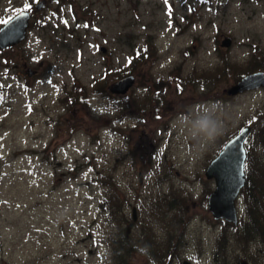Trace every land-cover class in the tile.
Returning <instances> with one entry per match:
<instances>
[{
	"label": "rangeland",
	"instance_id": "1",
	"mask_svg": "<svg viewBox=\"0 0 264 264\" xmlns=\"http://www.w3.org/2000/svg\"><path fill=\"white\" fill-rule=\"evenodd\" d=\"M37 1L0 0V21L26 3L32 13L26 37L0 49V264H104L119 228L101 204L110 194L127 217L134 206L129 235L157 242L165 223L149 206L170 191L185 203L181 245L162 261L137 247L131 264H217L223 222L207 209L204 168L241 126L264 123V87L226 94L236 74L195 75L264 50V0H44L36 11ZM127 73V92H109ZM211 104L224 129L214 141L173 126ZM256 152L264 158L263 143ZM234 203L239 218L240 191ZM245 248L231 239L222 261L264 264L262 245Z\"/></svg>",
	"mask_w": 264,
	"mask_h": 264
},
{
	"label": "trees",
	"instance_id": "2",
	"mask_svg": "<svg viewBox=\"0 0 264 264\" xmlns=\"http://www.w3.org/2000/svg\"><path fill=\"white\" fill-rule=\"evenodd\" d=\"M258 69H264V50L259 47H253L251 56H249V59L245 63L234 65L229 63L228 59H225L222 68L217 69L215 72L205 74L206 77L203 76V73H198L195 75V78H201L205 82V80L210 79L211 75L220 78L222 74L229 76L234 73V75L236 74L237 77H240L248 71H257ZM191 76L192 74L190 73L187 77L188 80L192 79ZM250 130L255 132L254 137L249 142L243 144L246 157L243 161L245 180L240 195L243 199L244 211L242 216L237 219L238 221L233 224L231 221L221 220L220 218L216 219L223 222V228L219 233L220 235L218 234L217 244L214 248L213 258L217 264L241 263L236 257L232 262L228 260H226L227 262L222 261L223 255L225 258L231 239L235 240L237 245L242 247L243 250L246 249L245 247L250 242L254 243L255 241L263 246L261 249H264V161L262 160L264 158L259 157V154L256 152L258 145L263 143L264 146V123L258 126L254 125ZM115 197V194H110L101 202V204L106 206L105 209H107L109 216L108 220H113L119 226L106 239L108 249L104 264H131L132 252L137 247L146 250L151 261H162L163 258L169 259L176 248L181 245L179 241L182 233H177L176 230L178 225L181 226L183 222L182 214L185 212V203L180 193L177 191H170L169 194L164 193L160 196L159 200L149 206L150 210L148 214L153 215L155 219V215L160 214L161 217L159 220L165 223L162 225L165 236L157 242L155 241L156 235L153 232H146V229L142 234H136L134 238L129 235V229L131 224H133V215L130 213V216L127 217L119 213L120 201L117 202ZM116 212L118 216L115 214ZM124 220H127L129 225L127 224L123 227L122 223ZM228 228H231L232 231H228ZM143 235L144 238L140 240L139 238ZM248 258H252L249 256V253Z\"/></svg>",
	"mask_w": 264,
	"mask_h": 264
},
{
	"label": "water",
	"instance_id": "3",
	"mask_svg": "<svg viewBox=\"0 0 264 264\" xmlns=\"http://www.w3.org/2000/svg\"><path fill=\"white\" fill-rule=\"evenodd\" d=\"M46 2L38 0L34 9L37 11ZM32 13L30 10L26 12L23 17L13 19L9 24H1L0 26V49L8 48L14 44H18L24 37H26L27 27L29 25V18ZM10 17H17V12ZM9 17L6 19L8 20ZM231 41L230 36L221 38L219 44L229 46ZM104 47L101 46L100 51ZM27 75H31L33 70L26 68ZM135 82L134 76L127 73L122 77L113 80V83L107 85V89L112 94H124L129 87ZM227 88L226 94H237L244 90L264 87V69L257 71H249L239 77L236 82H233ZM251 126L243 125L236 131L229 139L225 140L221 149L211 158L205 165L204 176L208 179L214 180L211 192L207 194V209L210 211L211 218L231 221L232 224L237 222V209L235 206V197L238 191H241L244 183V168L243 161L245 160V147L243 141L246 133L249 132ZM142 173L138 172V182L141 181ZM134 206L131 207L132 219L136 217L134 214ZM240 264H248L249 261L239 258ZM180 264H192L189 260L183 259Z\"/></svg>",
	"mask_w": 264,
	"mask_h": 264
},
{
	"label": "clouds",
	"instance_id": "4",
	"mask_svg": "<svg viewBox=\"0 0 264 264\" xmlns=\"http://www.w3.org/2000/svg\"><path fill=\"white\" fill-rule=\"evenodd\" d=\"M218 110L217 104L200 105L191 113L180 114L173 126L188 131L193 139L214 141L224 130L222 122L216 117Z\"/></svg>",
	"mask_w": 264,
	"mask_h": 264
},
{
	"label": "snow or ice",
	"instance_id": "5",
	"mask_svg": "<svg viewBox=\"0 0 264 264\" xmlns=\"http://www.w3.org/2000/svg\"><path fill=\"white\" fill-rule=\"evenodd\" d=\"M165 2L167 3V0H165ZM30 10V5L29 4H25L24 5V9H21V10H17V17H9L8 20H4V21H0V23H3V24H9L10 22H12L13 19H16L18 17H23L26 15V12ZM169 11H171L169 9ZM66 23V22H65Z\"/></svg>",
	"mask_w": 264,
	"mask_h": 264
},
{
	"label": "flooded vegetation",
	"instance_id": "6",
	"mask_svg": "<svg viewBox=\"0 0 264 264\" xmlns=\"http://www.w3.org/2000/svg\"><path fill=\"white\" fill-rule=\"evenodd\" d=\"M23 65H24V63H23ZM24 66H25V65H24ZM25 70H26V68H25ZM31 70H33V69H31ZM33 72H36L35 69L33 70Z\"/></svg>",
	"mask_w": 264,
	"mask_h": 264
}]
</instances>
